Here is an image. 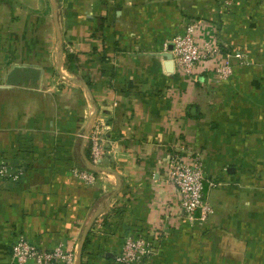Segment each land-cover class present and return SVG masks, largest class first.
Wrapping results in <instances>:
<instances>
[{"label":"crops","instance_id":"0c3cea01","mask_svg":"<svg viewBox=\"0 0 264 264\" xmlns=\"http://www.w3.org/2000/svg\"><path fill=\"white\" fill-rule=\"evenodd\" d=\"M194 21L231 56L227 80L211 62L186 78L167 58ZM178 146L204 160L205 223L167 179ZM0 155L23 171L0 185V264H16L18 235L68 246L74 264H115L129 235L154 230L147 264H264V0H0Z\"/></svg>","mask_w":264,"mask_h":264},{"label":"built area","instance_id":"2783aa9c","mask_svg":"<svg viewBox=\"0 0 264 264\" xmlns=\"http://www.w3.org/2000/svg\"><path fill=\"white\" fill-rule=\"evenodd\" d=\"M219 1L226 11H230L240 0ZM206 26L202 21L190 22L174 36L171 41L173 61L181 74L192 80L199 78L202 64L211 62L216 80L225 81L232 74L231 56L224 54L220 47L199 40L200 29ZM99 134L96 127L90 137L91 160L94 164H98L103 153ZM13 169L0 155V185L7 181H18L23 175L21 169ZM75 176L87 185H94L97 180L96 174L90 171L75 170ZM166 176L175 187L182 213L192 222L205 223L214 211L204 193L205 166L199 150L176 147L167 163ZM156 232L129 235L124 241L122 252L114 257L115 264H147L157 252L154 239ZM12 258L16 264H74V252L68 246L60 244L55 248H47L23 235H18L13 243Z\"/></svg>","mask_w":264,"mask_h":264},{"label":"trees","instance_id":"16d2710c","mask_svg":"<svg viewBox=\"0 0 264 264\" xmlns=\"http://www.w3.org/2000/svg\"><path fill=\"white\" fill-rule=\"evenodd\" d=\"M66 62H67V67L68 70H70L71 72H76L78 69V56L76 54H72V53H67L66 54ZM89 243V237L86 239V243L84 245V252H87V246ZM82 264H86L85 261H82Z\"/></svg>","mask_w":264,"mask_h":264},{"label":"rangeland","instance_id":"374dc122","mask_svg":"<svg viewBox=\"0 0 264 264\" xmlns=\"http://www.w3.org/2000/svg\"><path fill=\"white\" fill-rule=\"evenodd\" d=\"M241 1V0H240ZM240 1H238L236 4H235V6L240 2ZM234 6V7H235ZM87 77V76H86ZM187 78V77H186ZM190 79V78H189ZM105 123V122H104ZM105 126H107L106 125V123H105V125L104 124H102V121L100 120V122L99 123H97L95 126H94V128H93V130L97 127V129L99 130V132H100V134H99V139H100V145H101V149H102V156H101V158H100V161L98 162V164H94L93 162H92V164L95 166V167H98V165L100 164V162H101V160H102V158L104 157V155H105V150H104V138H103V136H104V128H105ZM91 135H92V133L89 135V139H90V137H91ZM91 141V140H90ZM91 145V144H90ZM90 151H92V148H90ZM90 172H92V171H90ZM93 173H95V172H93ZM96 174V173H95ZM120 253H118V254H116V256H118Z\"/></svg>","mask_w":264,"mask_h":264},{"label":"water","instance_id":"95a60500","mask_svg":"<svg viewBox=\"0 0 264 264\" xmlns=\"http://www.w3.org/2000/svg\"><path fill=\"white\" fill-rule=\"evenodd\" d=\"M172 50H173V45L171 44V46L169 47L170 54H167V58L170 60L173 59L172 54H171Z\"/></svg>","mask_w":264,"mask_h":264}]
</instances>
